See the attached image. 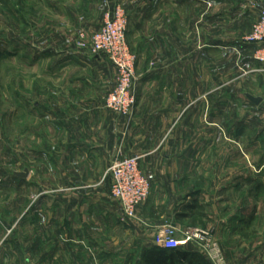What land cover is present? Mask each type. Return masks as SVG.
Listing matches in <instances>:
<instances>
[{"label": "crops", "instance_id": "0c3cea01", "mask_svg": "<svg viewBox=\"0 0 264 264\" xmlns=\"http://www.w3.org/2000/svg\"><path fill=\"white\" fill-rule=\"evenodd\" d=\"M255 8L249 34L264 11V0H257ZM154 27L146 28L158 31ZM129 33L130 27L128 39ZM194 33L193 30L192 41L185 42L182 26L176 20L172 24L163 22L158 35L145 36L150 45L161 42L157 61L160 69L148 72L152 69V56L143 66L139 61L138 104L130 126L105 108L108 92L102 78L92 76L88 80L75 71L58 73L71 80L65 81V86L49 89L48 152L40 147L33 153L34 165L27 179L13 177L11 184V179L0 180V264H198L200 257L189 254L194 252L192 248L181 249L184 255L176 256L173 263L162 257L164 250L155 244L153 234L165 225L175 227L179 236L189 229L192 215L186 206L204 189L200 180H205L200 177L216 173V169L201 173L194 164L200 157L195 145L200 143L202 121L208 142L216 141V120L210 114L215 85L207 78V84L202 86V59ZM244 45V54L250 55L247 62L264 72L263 65L253 60L256 46ZM76 59L82 62L81 58ZM76 59L71 62L79 64ZM101 59L96 56L92 62L101 64ZM202 94L209 95L207 105L201 102ZM119 153L124 158L140 157V169L151 183L150 197L138 212L152 229L145 239H139L137 234H127L128 239L122 241L117 234L103 236L120 224V207L111 197L112 178L108 174ZM213 181L216 184L217 180ZM255 185L254 197L244 198L241 207L230 202L229 192L233 190L229 185L218 194L226 195L218 208L212 200L214 211L210 213L209 225L214 224L208 226L228 264H264V243L258 241L264 240V234L257 230L259 214L254 209L260 201L257 192L262 184ZM9 186H15V200H7L1 192ZM31 189L42 193L30 197ZM56 191L66 192L61 201L57 200ZM58 211L64 214L59 230ZM58 234H66L72 241L79 238L82 246L60 250L56 248ZM84 240L88 242L86 246ZM77 254L81 257L73 256ZM201 258L205 264H212L203 255Z\"/></svg>", "mask_w": 264, "mask_h": 264}, {"label": "rangeland", "instance_id": "374dc122", "mask_svg": "<svg viewBox=\"0 0 264 264\" xmlns=\"http://www.w3.org/2000/svg\"><path fill=\"white\" fill-rule=\"evenodd\" d=\"M115 1L129 18L128 43L138 63L141 61L143 66L147 58L154 57L150 64L152 69L149 66L148 72L160 69L157 61L161 56V42L154 40L150 45L151 42L146 43L145 36L158 35L163 22L172 24L179 20L185 42L192 41L193 30L195 32L194 42L199 47L202 59V86L207 84V78L214 81L215 95L210 100V114L216 120V141L208 142L202 121L200 143L197 141L194 144L200 157L194 164L201 173L204 169H216V173L200 177L205 180H200L204 189L194 202L186 206V211L192 215V224L185 231L202 229L214 234L209 227L214 224L209 225L212 222L210 213L214 211L212 200H215L218 208L226 197L224 192L218 194L229 185L233 190L229 192L230 202L236 208L241 207L240 202L244 198L254 197L255 184L259 183L262 187L257 192L260 200L258 207H254L259 214L255 224L259 234H264V72L247 62L250 55L243 52L245 37L249 35L248 29L256 13L257 0ZM102 2L0 0L1 181L11 179V184L15 181L14 172H23L26 168L31 172L33 153L38 152L40 147L48 152L49 89L65 86V81L71 80L59 72H81L88 80L92 76L102 78L107 97L115 90L118 74L107 56H99L102 57L101 64L92 62L96 56L91 50V40L104 21ZM149 24L155 25L158 31L147 30L152 27ZM81 31L87 34L85 41L80 38ZM168 31H171L170 27ZM77 57L81 58V63ZM71 59H76L79 64L71 62ZM141 72L144 74L143 67ZM138 78L137 88L140 74ZM208 97L201 95L202 104H208ZM251 97L260 99V103L255 104ZM134 117L131 122L122 118L123 124L130 126ZM213 180H217L216 184ZM239 184L242 187H233ZM1 192L7 200L16 199L15 186H9ZM29 193L30 197H36L42 191L31 189ZM65 193L56 191L54 194L61 201ZM119 207L120 224L114 231L108 229L103 234L104 238L117 234L122 241L126 237L128 239L127 234H137L139 239L151 234L152 229L146 222L142 219H126L120 204ZM57 217L59 230L64 224L62 211H58ZM153 234L158 245L157 230ZM65 235L58 234L56 248L62 250L65 247L82 246L83 240L78 238L72 241ZM26 241L32 242L30 239ZM84 241L83 245L86 246L88 242ZM258 241L264 243V240ZM73 256L81 257L80 254ZM61 258L60 262L63 263L64 256Z\"/></svg>", "mask_w": 264, "mask_h": 264}, {"label": "built area", "instance_id": "2783aa9c", "mask_svg": "<svg viewBox=\"0 0 264 264\" xmlns=\"http://www.w3.org/2000/svg\"><path fill=\"white\" fill-rule=\"evenodd\" d=\"M103 25L93 35L91 50L95 56H107L117 70V86L105 99V108L120 118L131 122L137 109L138 59L128 43L129 18L115 0H103ZM87 34L81 31L85 41ZM245 44L254 45V60L264 66V11L261 12L252 32L245 37ZM140 157L124 158L119 153L108 169L112 178L111 197L117 201L124 217L141 220L139 208L151 194V183L140 169ZM158 246L163 250H181L192 247L212 264H228L226 256L209 230L192 229L180 236L175 227L157 228Z\"/></svg>", "mask_w": 264, "mask_h": 264}, {"label": "trees", "instance_id": "16d2710c", "mask_svg": "<svg viewBox=\"0 0 264 264\" xmlns=\"http://www.w3.org/2000/svg\"><path fill=\"white\" fill-rule=\"evenodd\" d=\"M14 176V175H13ZM15 177V176H14ZM190 248H192V247H190ZM193 249V253H189L192 257H200V259L197 261V263L198 264H205V262H204V259H202L201 258V255L198 253V252H196L195 250H194V248H192ZM162 257H164V258H167V259H169L172 263L173 262H175V258H177L176 256H180V255H184V254H181V252H180V250H170V251H168V250H164V251H162ZM147 256H146V260H147ZM148 261H150L149 259H148ZM151 262V261H150ZM149 262V263H150ZM151 263H154V261L153 262H151ZM190 264H192V263H190Z\"/></svg>", "mask_w": 264, "mask_h": 264}, {"label": "water", "instance_id": "95a60500", "mask_svg": "<svg viewBox=\"0 0 264 264\" xmlns=\"http://www.w3.org/2000/svg\"><path fill=\"white\" fill-rule=\"evenodd\" d=\"M251 100L252 102H254L255 104H259L260 103V99L258 98H252L251 97ZM13 175L16 177V178H19V179H27L30 175V170L28 168H26L23 172H14Z\"/></svg>", "mask_w": 264, "mask_h": 264}]
</instances>
